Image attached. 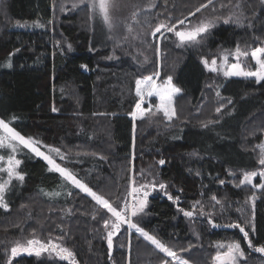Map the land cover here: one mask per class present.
Listing matches in <instances>:
<instances>
[{
    "label": "trees",
    "instance_id": "obj_1",
    "mask_svg": "<svg viewBox=\"0 0 264 264\" xmlns=\"http://www.w3.org/2000/svg\"><path fill=\"white\" fill-rule=\"evenodd\" d=\"M57 1L0 0V118L42 146L60 149L65 158H53L114 207L122 208L131 195L143 197V191L130 194L131 187L148 185L145 213L133 219L174 249L191 246L180 253L189 264H213L221 243L241 245L246 254L241 264H264V254L254 250L264 246V189L238 186L241 170H264L257 148L264 138V81L223 77L204 63L237 47L248 51L242 61L251 63L250 51L264 44V2L213 0L196 12L207 0H154V7L135 18L131 13L122 29L98 45L88 5L80 18L73 9L56 10ZM230 15L240 23H224ZM208 20L214 26L196 44L181 45L165 29L160 41V33L151 35L160 23L183 30ZM157 72L159 81L171 77L180 89L176 115L169 121L150 110L133 121L136 80ZM15 155L25 179L13 178L8 210L0 207V264H7L17 241L33 238L69 248L77 264L171 259L127 225L113 237L110 252L111 229L104 221L111 213L28 149L19 146ZM152 182L167 187L153 190ZM193 206L192 217L179 210ZM230 223L245 228L252 248L238 228L226 226ZM11 264L70 262L43 252L21 253Z\"/></svg>",
    "mask_w": 264,
    "mask_h": 264
},
{
    "label": "snow or ice",
    "instance_id": "obj_2",
    "mask_svg": "<svg viewBox=\"0 0 264 264\" xmlns=\"http://www.w3.org/2000/svg\"><path fill=\"white\" fill-rule=\"evenodd\" d=\"M87 3L89 8L101 19V21L107 25L109 29L114 27V11L117 10L123 0H81V3ZM264 2V0H262ZM213 4V0H207L206 4H202L200 7L196 8V12H200L201 8H206L209 5ZM77 5H73L76 7ZM241 5L237 3L236 7ZM149 8L154 7L153 4H149ZM223 7V5H222ZM63 10V9H62ZM215 10V9H214ZM133 18L136 17L137 13H132ZM195 15V13H191ZM219 19V18H216ZM233 21V17L230 15L227 18H224V23H229ZM237 24L240 23V18L236 17L233 21ZM184 20L178 21L179 25H183ZM214 26V20L201 21L197 25L186 29V30H177L176 24L167 25L165 23H160L156 26L155 30L151 33L152 36H156L157 33H160L162 29H165L167 32L174 33L175 37L178 38L180 44L185 43L196 44L199 43L203 38L204 34H207L209 29ZM131 31V28H129ZM249 55L248 51H241L239 47L236 48L235 57L237 60L240 57H247ZM251 57L255 60L257 68L255 71H244L239 63H233L230 66L229 70L224 71L225 76H243V77H254L257 83L264 81V46L255 47L251 51ZM224 62L227 64L228 56L224 57ZM205 66L208 67V61H204ZM217 63L216 60H212L211 64L215 66ZM8 67H11V63L8 64ZM211 71H217L215 67L210 68ZM156 76H159V73H155ZM145 91L148 96H157L159 98V104L156 106L157 111L162 112L163 115L170 121L176 115V111L173 104V97L175 94L180 92V89L172 85V78L168 77L166 86H158L152 76H148L145 79L136 80V95L141 97V103L143 102V96ZM219 96V93H217ZM141 103L136 104V111L131 113V116L135 119L138 115L143 118L145 109L141 108ZM55 111V109H53ZM220 109L217 108V112ZM155 114V113H153ZM15 119V117H13ZM41 142L35 140L32 137H26L22 135L20 131L16 130L15 127L11 126L9 122H6L4 119L0 118V150H7L5 154H0V172H5L8 176V180L0 183V207L8 210V203L6 202V193L9 189V186L12 183L13 178L18 181H23L25 179L22 172L18 171L21 160L16 158L15 153L17 152L19 146H23L24 149H28L31 153H34L37 157H42L48 165H50V171H54L60 174L66 181L70 182L75 188L80 189L82 192L87 193L92 197L93 200L98 205H101L108 213H111V217L104 221L105 229H111L107 232V245L108 249L111 252L113 248V237L120 233L123 225H127L129 229H134L136 233L139 234L145 241L149 242L160 253H163L165 257L171 258L170 260L165 258L161 259L160 264H189V260L183 258L180 253L187 252L189 248H179L174 249L173 246L162 242L156 235L150 234L149 231H146L144 227L140 226L138 220H134V217H138L141 214L145 213V208L148 203V185L141 184L139 187L133 186L132 192L130 194H137L143 191V197L139 198L136 195H133V200L136 201L133 204H128L125 202L124 206L120 208L119 206H113L108 199L103 195L97 194L93 191L86 183L82 182L77 176L70 171L67 167H62L51 154H46L44 151H41ZM48 148V153H55L60 155V149L52 148L51 146H43ZM260 157L258 163L264 166V144L259 145ZM6 155V159H5ZM65 157L60 155V159L63 160ZM165 161L161 159L159 161L160 165H163ZM259 176L261 180H264V171L256 172H245L243 179L240 180L239 185H251L252 187H258L264 189V183L254 184L253 180ZM221 184L224 183L223 180L220 181ZM135 185V181H133ZM161 190L166 189L167 185L164 183H151V188L155 190L156 188ZM71 195V193H68ZM59 195V193H56ZM169 200L178 201L179 197H173L172 195L165 192ZM212 200L216 201L217 204H220L221 201L217 200L215 196L212 197ZM251 202L253 207L255 205V196L251 197ZM199 203V202H197ZM183 212L184 216L192 217L195 212V206H193L192 211H186L184 209H179ZM201 214H204L201 209ZM114 218V219H113ZM208 223L213 227L218 225L214 224L212 219L208 220ZM229 228H238L241 233H243L244 239L248 243V247L252 248L253 243L249 239V233L245 231V228L241 226L240 223H230L226 225ZM252 230L255 231L253 225ZM227 247L226 251H218L216 255L212 258L214 264H241L242 261L246 260L245 251L241 248L239 243H231L225 246L224 244H218L217 248L224 249ZM255 252L264 254V246L255 247ZM43 252H56L61 260L69 261L70 264H77L75 260L74 253L67 247L62 246L61 244L54 243L49 240L47 243L42 242L39 239H28L26 242L17 241L13 247L10 249L11 258H15L21 253H34L36 256H40ZM11 258L8 260L7 264H11Z\"/></svg>",
    "mask_w": 264,
    "mask_h": 264
},
{
    "label": "rangeland",
    "instance_id": "obj_3",
    "mask_svg": "<svg viewBox=\"0 0 264 264\" xmlns=\"http://www.w3.org/2000/svg\"><path fill=\"white\" fill-rule=\"evenodd\" d=\"M154 0H123V3L121 4V6L114 11L113 15H114V27L112 29H109L107 27V25H105L101 19L91 10V13L93 15V19H92V23L94 25V32H95V38L98 39L96 40V43L98 44L99 43H104L106 42L108 39H111V37L114 36V33H115V29L118 28V29H122L124 26H125V23L127 22L128 19H130L131 17V13L133 12H138V11H142L144 9H148L149 7V4H153ZM57 7H56V10H58L59 12H67V11H72L71 12H78V17L80 15V18L82 17L80 13L81 10H82V7L84 5H88L86 2L85 3H81V0H58L57 1ZM77 5L76 7H73V5ZM89 7V6H88ZM55 8V6H54ZM63 9V10H62ZM66 10V11H65ZM68 13V12H67ZM52 23H51V27H52ZM183 30H186V29H183ZM102 31V32H101ZM162 31V30H161ZM104 33L103 36L99 35V33ZM167 32V31H166ZM166 32H160L159 36H158V41H160V39L162 38V36L166 33ZM100 33V34H101ZM100 36L102 37L101 40H99ZM99 45V44H98ZM264 46V44L262 45ZM261 47V46H260ZM252 51V50H251ZM251 51H250V55H251ZM225 56H228V55H223L221 56L219 59L217 58H214V60L217 61L216 65L213 66L211 64V61L213 60H210L208 61V67H206L207 70L211 71L210 68L211 67H215L217 69V71H212L214 73H218V74H221L223 77H238V78H246V79H252V80H255L254 77H243V76H225L224 75V71L226 70H229L230 69V66L231 64L233 63H239L241 65V67L243 68L244 71H255L256 68H257V65L255 63V60L252 59L251 57V63L250 64H245V62L242 61V59L244 58L243 56L240 57L239 60L236 59L235 57V51L228 56V62L227 64H225L224 62V57ZM149 76H152L153 79L155 80L156 84L158 86H166V83H167V79L163 80V81H159L157 79V76L156 75H149ZM148 77V76H147ZM146 78V77H145ZM145 78H141V80L145 79ZM173 85V83H172ZM174 86V85H173ZM178 95L175 94L174 97H173V104L175 103L174 99L175 97ZM159 98L155 95L153 96H148L147 95V92L145 91L144 93V96H143V102L141 103V97L138 96V102L137 103H141V108L142 109H145V113L144 115L149 112L150 110H155L157 111V105L159 104ZM175 105V104H174ZM175 108V106H174ZM176 109V108H175ZM136 105L133 109L132 112L136 111ZM159 112V111H157ZM162 115L163 113L160 112ZM164 116V115H163ZM165 117V116H164ZM131 118L133 119V121L141 118L139 115L134 119L132 116ZM166 118V117H165ZM166 120H168L166 118ZM264 144V138L262 139L261 143L259 145H262ZM259 145L257 146V148L259 149ZM41 146V151H44L46 154H51V155H56L55 153H48V148L46 147H43L42 145ZM23 147V146H22ZM2 151V152H1ZM260 151V149H259ZM7 152V150H0V154H5ZM60 155L62 156H66L65 154H63L62 152H60ZM60 155H56V156H59ZM42 158V157H41ZM5 159H6V155H5ZM43 159V158H42ZM44 160V159H43ZM45 161V160H44ZM46 162V161H45ZM57 162V161H56ZM47 163V162H46ZM58 163V162H57ZM48 164V163H47ZM50 167V165H48ZM63 167V166H62ZM264 171V170H262ZM242 172V176H244V173L245 172H252L251 171H248V170H241ZM256 172H260V171H256ZM8 176L5 172H0V183H2L3 181L5 180H8ZM256 181L257 183L256 184H259V183H264V180H261V178L259 176H257L256 178ZM255 179L253 180V183L255 184ZM70 183V182H69ZM71 184V183H70ZM72 185V184H71ZM132 185V184H131ZM74 186V185H72ZM75 187V186H74ZM132 188V187H131ZM256 189H260L258 187H255ZM132 191V190H131ZM87 194V193H85ZM88 195V194H87ZM89 196V195H88ZM91 197V196H90ZM92 198V197H91ZM133 198V196L131 195L129 197V203L128 204H133L135 203L136 201L134 200H131ZM139 198H142V197H139ZM95 201V200H94ZM114 219V218H113ZM228 244H231V243H228ZM227 244V245H228ZM225 246H227L225 243H224ZM227 250V247H225L224 249H222L221 251H226ZM213 264H214V261H213Z\"/></svg>",
    "mask_w": 264,
    "mask_h": 264
},
{
    "label": "bare ground",
    "instance_id": "obj_4",
    "mask_svg": "<svg viewBox=\"0 0 264 264\" xmlns=\"http://www.w3.org/2000/svg\"><path fill=\"white\" fill-rule=\"evenodd\" d=\"M144 40L146 41V39H144ZM147 40H148V39H147ZM145 41H144V42H145ZM146 42H147V41H146ZM140 47H141V46H140ZM147 54H149V52H148ZM147 56H148V55H147ZM148 58H149V57H148Z\"/></svg>",
    "mask_w": 264,
    "mask_h": 264
}]
</instances>
